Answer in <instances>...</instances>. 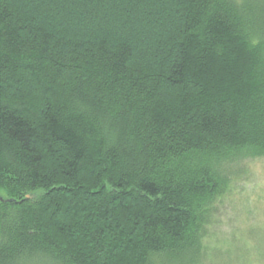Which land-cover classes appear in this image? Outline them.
<instances>
[{
	"label": "trees",
	"instance_id": "1",
	"mask_svg": "<svg viewBox=\"0 0 264 264\" xmlns=\"http://www.w3.org/2000/svg\"><path fill=\"white\" fill-rule=\"evenodd\" d=\"M259 155L264 0H0V264H218Z\"/></svg>",
	"mask_w": 264,
	"mask_h": 264
},
{
	"label": "rangeland",
	"instance_id": "2",
	"mask_svg": "<svg viewBox=\"0 0 264 264\" xmlns=\"http://www.w3.org/2000/svg\"><path fill=\"white\" fill-rule=\"evenodd\" d=\"M0 198H6L3 191ZM202 234L218 264H264V155L235 162L227 186L206 211Z\"/></svg>",
	"mask_w": 264,
	"mask_h": 264
}]
</instances>
